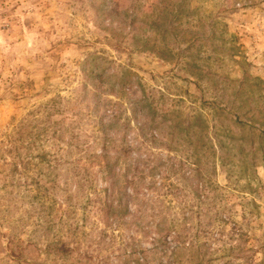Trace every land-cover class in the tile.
Masks as SVG:
<instances>
[{
  "label": "rangeland",
  "instance_id": "374dc122",
  "mask_svg": "<svg viewBox=\"0 0 264 264\" xmlns=\"http://www.w3.org/2000/svg\"><path fill=\"white\" fill-rule=\"evenodd\" d=\"M101 2L104 9L98 10ZM129 4H138L145 16L158 13L160 27L150 29L147 18L142 31L151 30L159 46L176 54L180 49V55L113 48L107 18L113 8ZM185 37L195 40L189 50H183ZM92 52H105L114 68L129 66L147 90L165 93L167 106L184 114L201 112L213 125L210 132L217 130L227 160L214 175L227 196L224 207L248 227L250 263L264 264V0H0V264H81L77 252L95 249L101 224H92L94 218L79 225L80 243L68 238L71 222L83 225L78 198L70 217L63 190L52 193L53 209L41 205L40 186L49 184L50 176L62 184L77 153L52 170L40 154L62 157L65 146L44 137L30 149L20 142L14 148L10 141L22 124L30 130L44 122L52 98L67 100L76 90L84 95L81 62ZM218 108L224 109L221 115ZM78 123L94 132L86 117ZM27 150L31 156L19 158ZM58 237L80 249L70 257L48 252L47 243ZM229 264L249 263L240 258Z\"/></svg>",
  "mask_w": 264,
  "mask_h": 264
},
{
  "label": "trees",
  "instance_id": "16d2710c",
  "mask_svg": "<svg viewBox=\"0 0 264 264\" xmlns=\"http://www.w3.org/2000/svg\"><path fill=\"white\" fill-rule=\"evenodd\" d=\"M100 6L104 3L97 5L98 10ZM147 18L150 29L160 27L159 14L153 11L145 16L138 4L113 8L107 18L112 47L180 55V49L176 54L168 46H159L151 30L142 31L141 23ZM175 19L173 15L171 26ZM188 38L183 50L194 44ZM114 62L105 52L90 53L81 62L84 95L76 90L70 99L52 98L44 122L30 130L22 124L17 138L10 140L14 148L20 142L22 149L39 145L43 137L65 146L62 157L52 151L40 154L52 170L77 153L70 168L73 173L62 184L50 176L49 184L40 187L45 195L41 205L47 210L54 208L49 201L54 190L66 193L63 203L69 217L74 197L80 200L83 225L78 219L67 230L76 243L81 240L80 226L93 218L92 224H101L95 249L77 252L80 263L229 264L244 258L252 264L248 227L224 207L227 196L214 179L219 163H227L220 154L224 144L217 130L210 132L213 125L201 112L184 114L176 106H167L163 91L147 90L129 66L114 68ZM223 111L217 109L220 115ZM58 116L61 120H54ZM84 117L93 121L91 134L78 123ZM57 121L59 126H54ZM84 136L91 142H82ZM28 153L20 151L19 158ZM69 241L55 238L46 250L70 257L80 247ZM104 248L110 250L105 256Z\"/></svg>",
  "mask_w": 264,
  "mask_h": 264
}]
</instances>
